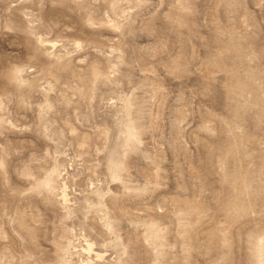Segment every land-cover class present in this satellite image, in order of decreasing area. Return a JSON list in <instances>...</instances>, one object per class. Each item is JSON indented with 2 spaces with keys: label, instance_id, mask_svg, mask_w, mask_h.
<instances>
[{
  "label": "clouds",
  "instance_id": "clouds-1",
  "mask_svg": "<svg viewBox=\"0 0 264 264\" xmlns=\"http://www.w3.org/2000/svg\"><path fill=\"white\" fill-rule=\"evenodd\" d=\"M0 264H264V0H0Z\"/></svg>",
  "mask_w": 264,
  "mask_h": 264
}]
</instances>
